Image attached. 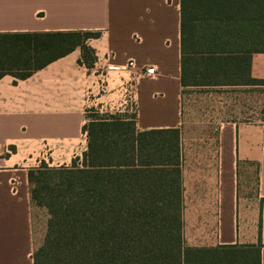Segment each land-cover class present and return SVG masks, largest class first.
<instances>
[{
	"label": "crops",
	"instance_id": "crops-1",
	"mask_svg": "<svg viewBox=\"0 0 264 264\" xmlns=\"http://www.w3.org/2000/svg\"><path fill=\"white\" fill-rule=\"evenodd\" d=\"M181 1L0 0V33H100L88 42L93 67L77 49L27 79L0 80V264H33L29 171L82 158L84 126L98 106L135 109L139 131L181 130L185 247L219 254L259 248L264 264V124L226 122L190 143L184 100L197 88L181 82ZM148 67L155 77L144 74ZM251 77L264 81V53L252 55ZM233 87L263 86L202 89Z\"/></svg>",
	"mask_w": 264,
	"mask_h": 264
},
{
	"label": "trees",
	"instance_id": "trees-1",
	"mask_svg": "<svg viewBox=\"0 0 264 264\" xmlns=\"http://www.w3.org/2000/svg\"><path fill=\"white\" fill-rule=\"evenodd\" d=\"M182 86H264L251 77L264 53V0H182ZM100 33H0V80L27 79ZM88 150L70 166L29 171L34 207L46 209L33 264H261L260 249L222 254L185 247L180 129L139 131L136 117L84 126ZM226 251V250H225Z\"/></svg>",
	"mask_w": 264,
	"mask_h": 264
},
{
	"label": "rangeland",
	"instance_id": "rangeland-1",
	"mask_svg": "<svg viewBox=\"0 0 264 264\" xmlns=\"http://www.w3.org/2000/svg\"><path fill=\"white\" fill-rule=\"evenodd\" d=\"M93 56L85 58V64L93 67ZM96 61V60H95ZM112 115L136 117V110L131 113L106 112L101 106L93 108L88 114V122ZM264 119V86L233 87L219 89L187 90L184 100L185 133L190 143L202 139L209 131H215L226 122H254ZM202 136V137H200ZM199 137V138H198ZM255 182L252 180V187ZM35 244L40 247L44 241L49 214L46 209L34 207Z\"/></svg>",
	"mask_w": 264,
	"mask_h": 264
},
{
	"label": "built area",
	"instance_id": "built-area-1",
	"mask_svg": "<svg viewBox=\"0 0 264 264\" xmlns=\"http://www.w3.org/2000/svg\"><path fill=\"white\" fill-rule=\"evenodd\" d=\"M129 68H135V63L133 61H130L128 64ZM145 75L149 76V77H155L157 75L156 69L154 67H148L145 72ZM262 124H264V119H262L261 121Z\"/></svg>",
	"mask_w": 264,
	"mask_h": 264
}]
</instances>
